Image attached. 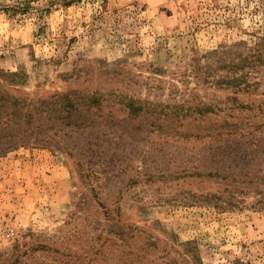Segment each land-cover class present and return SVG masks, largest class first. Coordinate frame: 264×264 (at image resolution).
<instances>
[{"label": "rangeland", "instance_id": "1", "mask_svg": "<svg viewBox=\"0 0 264 264\" xmlns=\"http://www.w3.org/2000/svg\"><path fill=\"white\" fill-rule=\"evenodd\" d=\"M0 88L76 100L0 155V264H264V0H0Z\"/></svg>", "mask_w": 264, "mask_h": 264}, {"label": "trees", "instance_id": "2", "mask_svg": "<svg viewBox=\"0 0 264 264\" xmlns=\"http://www.w3.org/2000/svg\"><path fill=\"white\" fill-rule=\"evenodd\" d=\"M237 79L239 78L236 77L235 80ZM242 81H245V87L249 85L248 81L243 79L237 85ZM132 103L130 106L135 107L137 111L142 109V106ZM75 107L76 100L70 92L55 94L51 99L34 101L27 97L11 95L0 88V155L24 143L32 135H35L32 138L34 140H44L39 136H51L52 132L56 134L57 130L53 131L55 124L48 126L45 120L70 118ZM46 129L48 132H45ZM195 259L202 263L199 256H195Z\"/></svg>", "mask_w": 264, "mask_h": 264}]
</instances>
